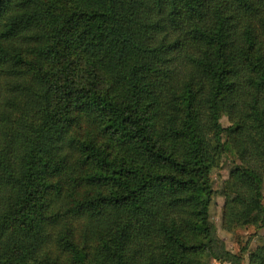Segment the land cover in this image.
<instances>
[{
	"label": "trees",
	"instance_id": "obj_1",
	"mask_svg": "<svg viewBox=\"0 0 264 264\" xmlns=\"http://www.w3.org/2000/svg\"><path fill=\"white\" fill-rule=\"evenodd\" d=\"M226 150L225 228L264 225V0H0V264L231 257Z\"/></svg>",
	"mask_w": 264,
	"mask_h": 264
},
{
	"label": "rangeland",
	"instance_id": "obj_2",
	"mask_svg": "<svg viewBox=\"0 0 264 264\" xmlns=\"http://www.w3.org/2000/svg\"><path fill=\"white\" fill-rule=\"evenodd\" d=\"M49 51V50H48ZM46 51L43 54L45 58L48 54ZM31 56L35 58H41V52L39 49L32 48L30 49ZM103 79L109 81L107 76H104ZM222 123L224 127L230 125V119L227 114H223ZM227 133L224 132V136ZM224 164L223 167L212 175V186L216 189V193L213 195V200L211 203V219H212V229L214 239L223 242L232 255L225 260L218 261L214 259H208L205 264H238V259H241L243 263L247 260V253L243 252V249L240 247L241 244H246L250 242V248H255L262 240L264 241V225L262 223H253V224H241L234 230L229 231L224 226V220L222 217V206L225 198V182L230 171L233 169L236 163V158L229 150H226L223 155ZM264 193V185H263Z\"/></svg>",
	"mask_w": 264,
	"mask_h": 264
}]
</instances>
